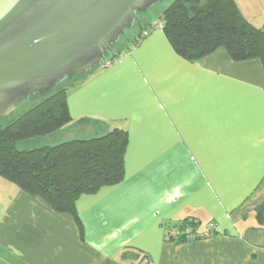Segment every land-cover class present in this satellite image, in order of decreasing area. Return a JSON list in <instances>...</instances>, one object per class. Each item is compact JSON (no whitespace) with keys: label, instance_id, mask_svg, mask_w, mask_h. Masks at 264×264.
<instances>
[{"label":"crops","instance_id":"0c3cea01","mask_svg":"<svg viewBox=\"0 0 264 264\" xmlns=\"http://www.w3.org/2000/svg\"><path fill=\"white\" fill-rule=\"evenodd\" d=\"M68 105L75 123L128 131L125 178L77 199L81 225L10 183L0 264H264L261 58L219 47L190 61L155 29L70 88ZM187 217L216 230L167 239Z\"/></svg>","mask_w":264,"mask_h":264},{"label":"trees","instance_id":"16d2710c","mask_svg":"<svg viewBox=\"0 0 264 264\" xmlns=\"http://www.w3.org/2000/svg\"><path fill=\"white\" fill-rule=\"evenodd\" d=\"M147 12L139 13L136 23L139 16ZM157 22L162 23L160 30L175 51L187 60L197 61L219 47H226L235 60L258 57L264 62V29L246 17L235 0H173L158 21L149 22L147 26L140 24L126 46L114 52V47L132 32L136 23L127 30L100 67L86 75L66 79L51 92L25 100L9 117H0V176L24 192L43 198L55 211L72 214L81 225L76 211L77 199L124 180L128 131L114 127L98 136L29 149H22L19 144L50 136L74 123L68 105L69 89L104 68L106 61L112 63L129 51L145 37V30L156 29ZM263 211L264 204L259 207V213ZM198 224L191 217L170 222L166 237L185 241V238L171 239L167 231L175 226L198 231ZM81 230L83 232V227Z\"/></svg>","mask_w":264,"mask_h":264},{"label":"water","instance_id":"95a60500","mask_svg":"<svg viewBox=\"0 0 264 264\" xmlns=\"http://www.w3.org/2000/svg\"><path fill=\"white\" fill-rule=\"evenodd\" d=\"M162 1L0 0V117L100 67L138 14Z\"/></svg>","mask_w":264,"mask_h":264},{"label":"rangeland","instance_id":"374dc122","mask_svg":"<svg viewBox=\"0 0 264 264\" xmlns=\"http://www.w3.org/2000/svg\"><path fill=\"white\" fill-rule=\"evenodd\" d=\"M238 4L241 12L254 24L261 26L264 22V0H235ZM173 0H165L158 3L155 7L149 10L147 13L139 16V21L136 23L131 33H128L126 38H123L115 47L114 52H118L123 49L129 39H131L137 32L140 24L147 26L149 22L159 19L162 11L166 6L172 3ZM101 127L96 126L91 120H82L74 122L57 133H54L47 137L35 138L33 140L22 142L19 147L22 149L34 148L43 144H54L69 140L73 138H89L92 136H98L105 134V131H101ZM11 182L6 178L0 176V195L3 194L9 188Z\"/></svg>","mask_w":264,"mask_h":264},{"label":"built area","instance_id":"2783aa9c","mask_svg":"<svg viewBox=\"0 0 264 264\" xmlns=\"http://www.w3.org/2000/svg\"><path fill=\"white\" fill-rule=\"evenodd\" d=\"M155 28L156 29H162V23H155ZM150 31L145 30L143 35L147 36L149 35ZM111 64V61H106L105 63V67L109 66ZM216 230V226L214 224L209 225V227H207L204 230H198V231H194L192 230V228L187 227V228H182L180 226H175L170 228L167 231L168 236L171 239H180V238H185L186 240H193V239H197V238H204V237H208L209 235L213 234V232Z\"/></svg>","mask_w":264,"mask_h":264}]
</instances>
